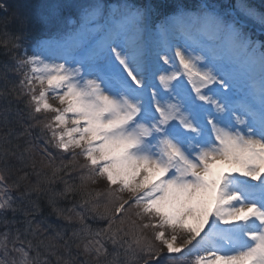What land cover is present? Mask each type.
Here are the masks:
<instances>
[{"label": "snow or ice", "instance_id": "obj_1", "mask_svg": "<svg viewBox=\"0 0 264 264\" xmlns=\"http://www.w3.org/2000/svg\"><path fill=\"white\" fill-rule=\"evenodd\" d=\"M62 7L53 62L0 3V264H264V10Z\"/></svg>", "mask_w": 264, "mask_h": 264}, {"label": "trees", "instance_id": "obj_2", "mask_svg": "<svg viewBox=\"0 0 264 264\" xmlns=\"http://www.w3.org/2000/svg\"><path fill=\"white\" fill-rule=\"evenodd\" d=\"M0 3L6 6L7 15L25 16L32 21V25L30 27V41L25 44V46L29 48V54H31V46L37 39H40L49 34H53L55 31L67 26L66 24L55 26L58 21L55 25H53V22L55 21H52L51 17L54 13L58 14L60 11H62L64 9V7L62 6L69 3V0H2L0 1ZM254 4L257 8L264 10V0H255ZM58 6H61L62 8H58ZM10 30L16 31L14 27L10 28ZM2 31L3 29L2 27H0V32ZM29 44L31 46H29ZM17 79H19V76H17ZM34 131L38 132L39 129H36ZM21 139L23 140L24 137H22ZM92 226L94 228H99L101 226H104V222L101 221L93 224ZM45 258L46 257L42 255L40 259L41 261H43ZM51 259L53 261V264H55V258L52 257Z\"/></svg>", "mask_w": 264, "mask_h": 264}, {"label": "rangeland", "instance_id": "obj_3", "mask_svg": "<svg viewBox=\"0 0 264 264\" xmlns=\"http://www.w3.org/2000/svg\"><path fill=\"white\" fill-rule=\"evenodd\" d=\"M8 1H11V0H8ZM62 5V4H61ZM61 6H58V8H60ZM62 8V7H61ZM55 14V13H54ZM52 15V17L53 16H55L56 17V20L55 19H51L52 21H55V22H53V25H55L56 23H57V21L58 20H60V19H62V18H64L65 16H67L68 14H69V12H68V10L66 9V8H64L62 11H60L58 14H56V15ZM178 43H181V44H183L184 43V41H183V39H180V40H178L177 41ZM40 44H49L47 41H42ZM52 44V50L49 52V53H46V55H47V57H48V59L50 60V61H53V62H62L61 60H60V56H59V53H58V51H57V49H56V45H57V43L55 44V43H51ZM54 44V45H53ZM26 48H28L27 46H25ZM29 49V48H28ZM29 54V53H28ZM49 103H52L54 106H59L58 105V102L57 101H55V100H52V99H49Z\"/></svg>", "mask_w": 264, "mask_h": 264}]
</instances>
